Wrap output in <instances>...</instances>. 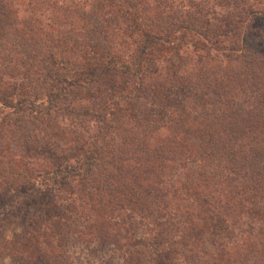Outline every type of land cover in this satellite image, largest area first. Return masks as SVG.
Listing matches in <instances>:
<instances>
[{
    "label": "trees",
    "instance_id": "16d2710c",
    "mask_svg": "<svg viewBox=\"0 0 264 264\" xmlns=\"http://www.w3.org/2000/svg\"><path fill=\"white\" fill-rule=\"evenodd\" d=\"M0 15L1 259L264 264V0Z\"/></svg>",
    "mask_w": 264,
    "mask_h": 264
},
{
    "label": "rangeland",
    "instance_id": "374dc122",
    "mask_svg": "<svg viewBox=\"0 0 264 264\" xmlns=\"http://www.w3.org/2000/svg\"><path fill=\"white\" fill-rule=\"evenodd\" d=\"M18 10H19V7L16 4H14L13 5V14L9 15V19L11 21H13V20H15L16 18L19 17L17 15ZM3 20L5 21L6 18H4L3 16L0 15V23ZM18 223H20L18 220L17 221L13 220L12 222L9 223L8 234L11 231H14V230L20 231V229H23L22 226L17 227ZM21 225H23V223H21ZM75 248L76 249H74V250L77 252L78 256L81 258L82 263H84V264H103V263L98 261V258H95L93 256L96 252H98V250H96L95 252L94 251L89 252L85 247H83L82 245H79V244H76ZM92 253H94V254H92ZM98 255H100V252L98 253ZM99 257H101V256H99ZM103 257H105V260H108L107 259V255L103 256ZM0 264H11V261L9 259H1L0 258ZM113 264H122V261H119L118 259H115Z\"/></svg>",
    "mask_w": 264,
    "mask_h": 264
}]
</instances>
